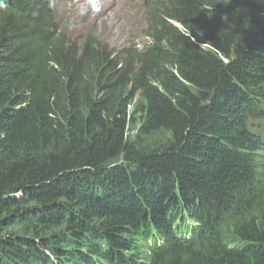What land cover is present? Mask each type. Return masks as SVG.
Returning <instances> with one entry per match:
<instances>
[{
  "label": "trees",
  "instance_id": "16d2710c",
  "mask_svg": "<svg viewBox=\"0 0 264 264\" xmlns=\"http://www.w3.org/2000/svg\"><path fill=\"white\" fill-rule=\"evenodd\" d=\"M147 21L111 49L0 0V264H264V0Z\"/></svg>",
  "mask_w": 264,
  "mask_h": 264
},
{
  "label": "rangeland",
  "instance_id": "374dc122",
  "mask_svg": "<svg viewBox=\"0 0 264 264\" xmlns=\"http://www.w3.org/2000/svg\"><path fill=\"white\" fill-rule=\"evenodd\" d=\"M156 0H105L101 13L77 17L70 14L69 0H51L59 28L68 40L93 38L111 49L141 48L147 41V12ZM58 28V29H59Z\"/></svg>",
  "mask_w": 264,
  "mask_h": 264
},
{
  "label": "clouds",
  "instance_id": "9594fccd",
  "mask_svg": "<svg viewBox=\"0 0 264 264\" xmlns=\"http://www.w3.org/2000/svg\"><path fill=\"white\" fill-rule=\"evenodd\" d=\"M105 0H69L70 14L77 17H86L102 12Z\"/></svg>",
  "mask_w": 264,
  "mask_h": 264
}]
</instances>
